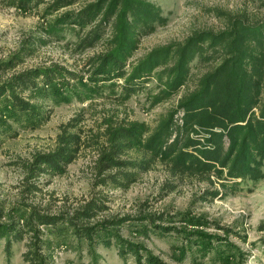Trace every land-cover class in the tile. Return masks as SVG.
<instances>
[{
    "label": "trees",
    "instance_id": "16d2710c",
    "mask_svg": "<svg viewBox=\"0 0 264 264\" xmlns=\"http://www.w3.org/2000/svg\"><path fill=\"white\" fill-rule=\"evenodd\" d=\"M43 1L42 14L56 13L52 25L74 29L76 51L100 45V49L87 55L84 69L91 79L116 81L120 101L144 91L148 107H152L178 94L176 107L153 127L144 120L113 116L98 124V130L87 137L96 143V184L127 186L157 160L165 163L173 175L217 180L223 187L233 185L237 177L264 178V17L230 16L221 29L194 30L182 40L155 45L133 57L140 38L166 21L156 1L86 0L78 8L59 12L81 0H12L20 7H34ZM35 39L42 44L47 41L43 37ZM27 42L20 53L14 52L1 64L14 67L24 55L32 54L37 46L33 40ZM195 60L216 62L181 90L188 83ZM78 75L56 62L25 68L6 77L0 75V125L10 109L30 111L40 117V109L31 98L41 94L51 82L65 83ZM150 81L152 85L148 84ZM177 110L182 111L180 122L173 119ZM80 115L77 113L60 125L53 149L34 154L28 165L32 175L64 173L82 144L90 143H86L78 126ZM28 187L38 189L39 185L32 182ZM99 195L72 214L31 208L21 215L22 222L0 206V219L8 217L0 220V238H4L6 254L11 253L15 241L27 236V250L22 257L39 264L41 250L48 244L40 235V226H45L53 231L70 230L87 241L89 247L115 244L120 256L130 253L136 264H167L139 242L113 231V240L100 234L110 231L108 226L112 225L104 221L90 223L105 206ZM155 217L164 218L163 213ZM113 220L119 223L121 218ZM257 229L264 250V218Z\"/></svg>",
    "mask_w": 264,
    "mask_h": 264
},
{
    "label": "rangeland",
    "instance_id": "374dc122",
    "mask_svg": "<svg viewBox=\"0 0 264 264\" xmlns=\"http://www.w3.org/2000/svg\"><path fill=\"white\" fill-rule=\"evenodd\" d=\"M83 1L86 0L59 12L78 8ZM154 1L160 5L166 21L140 38L133 57L141 56L155 45L182 40L194 30L221 29L230 16L264 17V0ZM44 6V1L34 7H20L12 0H0V75L6 77L52 62L73 69L79 75L65 83L51 82L43 87L41 94L31 98L40 109V117L30 111L9 108L0 125V206L4 211L16 214L12 217L20 222L21 215L31 208L72 214L100 194L105 206L90 223L104 221L112 225L108 226L110 231H100V234L113 240V231L120 237L139 242L167 264H264L257 229L264 218V178L237 177L233 185L223 187L217 180L210 182L173 175L165 163L157 160L127 186L96 184V143L87 137L98 130V124L113 116L144 120L153 127L161 116L176 107L178 94L152 107H148L144 91L120 101L116 81L91 79L84 69L87 55L100 49V45L76 51L72 26L52 25L56 13L42 14ZM36 37L47 41L42 44ZM28 39L37 46L34 52L24 55L14 67H4L1 62L14 52L20 53L22 45L29 43ZM215 62L193 61L191 76L181 90L192 85L196 75ZM181 112H174L175 122H180ZM77 113L81 114L78 126L86 143H90L82 144L64 173L32 175L28 165L34 154L53 149L60 125ZM44 115L47 118H42ZM32 182L39 188L30 189L28 185ZM213 190L218 193L212 194ZM160 213L164 218L155 217ZM116 218H121L119 223L113 220ZM7 219L2 216L0 220ZM156 225L170 228L164 230ZM40 227V235L48 244L41 250L39 264H136L130 253L120 256L115 244L99 243L89 247L87 241L70 230ZM27 240L25 236L15 241L7 255L4 238H0V264H36L22 257V252L27 250Z\"/></svg>",
    "mask_w": 264,
    "mask_h": 264
}]
</instances>
